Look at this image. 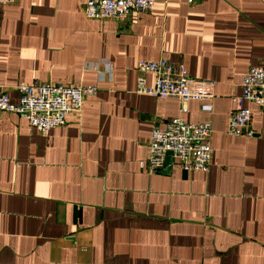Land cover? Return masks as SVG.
<instances>
[{
    "label": "crops",
    "instance_id": "0c3cea01",
    "mask_svg": "<svg viewBox=\"0 0 264 264\" xmlns=\"http://www.w3.org/2000/svg\"><path fill=\"white\" fill-rule=\"evenodd\" d=\"M85 0L0 4V83L96 85L44 135L0 119V264H264V106L252 138L227 132L242 77L264 66V0H156L125 22ZM184 63L210 100L138 91L141 60ZM153 86V74L144 75ZM212 126L207 172L144 166L155 127Z\"/></svg>",
    "mask_w": 264,
    "mask_h": 264
},
{
    "label": "built area",
    "instance_id": "2783aa9c",
    "mask_svg": "<svg viewBox=\"0 0 264 264\" xmlns=\"http://www.w3.org/2000/svg\"><path fill=\"white\" fill-rule=\"evenodd\" d=\"M16 0H0V4H12ZM156 0H85L84 13L93 19L127 21L134 12H150ZM192 2L193 0H188ZM140 74L138 91L156 97H175L187 110L189 100H210L215 96L216 83L211 79H199L188 73L184 63L167 59L141 60L137 64ZM153 74V86H148L144 75ZM242 92L232 97L235 108L228 122L227 132L235 136L252 138V113L247 102L264 106V66H252L242 77ZM19 101L12 102L9 92L0 83V119L6 112L18 113L27 119L31 127L47 135L51 129L64 125L67 115L80 111L85 97L94 95L96 85H65L56 83H25L16 85ZM212 126L209 122L190 123L179 117L167 122L165 128L155 127L150 140V153L144 166L150 173L168 169L178 163L187 171L207 172L212 161Z\"/></svg>",
    "mask_w": 264,
    "mask_h": 264
},
{
    "label": "water",
    "instance_id": "95a60500",
    "mask_svg": "<svg viewBox=\"0 0 264 264\" xmlns=\"http://www.w3.org/2000/svg\"><path fill=\"white\" fill-rule=\"evenodd\" d=\"M166 163L168 165V170H170L171 167H172V164H171V161H170V157L169 156H167Z\"/></svg>",
    "mask_w": 264,
    "mask_h": 264
}]
</instances>
